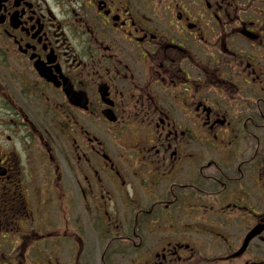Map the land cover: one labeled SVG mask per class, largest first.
<instances>
[{"label":"flooded vegetation","instance_id":"obj_1","mask_svg":"<svg viewBox=\"0 0 264 264\" xmlns=\"http://www.w3.org/2000/svg\"><path fill=\"white\" fill-rule=\"evenodd\" d=\"M119 255L264 264V0H0V264Z\"/></svg>","mask_w":264,"mask_h":264},{"label":"rangeland","instance_id":"obj_2","mask_svg":"<svg viewBox=\"0 0 264 264\" xmlns=\"http://www.w3.org/2000/svg\"><path fill=\"white\" fill-rule=\"evenodd\" d=\"M127 262V258H124L123 256L119 255V258L117 260L118 264H125Z\"/></svg>","mask_w":264,"mask_h":264}]
</instances>
